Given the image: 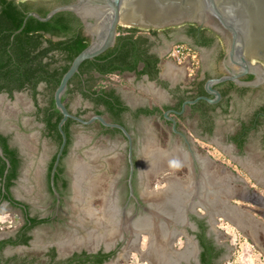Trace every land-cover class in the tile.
I'll return each instance as SVG.
<instances>
[{"label":"flooded vegetation","instance_id":"obj_1","mask_svg":"<svg viewBox=\"0 0 264 264\" xmlns=\"http://www.w3.org/2000/svg\"><path fill=\"white\" fill-rule=\"evenodd\" d=\"M26 1L31 4L34 11H37L36 8H50L51 10L57 6L77 2V0ZM75 15L81 23L84 35L89 37L91 42L93 35L89 27L95 23V19L89 17L88 21L85 22L80 16ZM87 23L90 24L89 27ZM208 27L217 31L221 36H226L227 32L216 17H213ZM228 59L229 57L226 54L224 57L226 64ZM235 69H239V67L237 66ZM231 72L232 70L227 73ZM252 79L254 80L252 77L250 81ZM41 84L45 83L42 82L39 86ZM39 86L38 91L40 92ZM23 91L29 90L15 91L12 98L7 92H0V95L4 93L13 99L16 93ZM121 98L130 107L128 112H123L121 117L116 120L108 112L101 115L105 116L108 121L123 124L131 133L134 161L132 177L129 161V140L122 131H106L105 127L109 126H104L98 120L91 124H84L69 118L74 120L69 126L72 142L68 146L67 153L64 154L63 151L55 171L56 193L52 186V172L60 144L58 145L46 131V124L37 115V106L34 101V114L42 124L41 134L47 142H53L56 148L49 156L41 157L44 159L40 161L44 164L40 172L41 192L36 194V197L31 194L29 199L19 198L13 189L21 176L25 157L21 147L14 143L12 134L3 131L0 127V131L9 136L10 145L17 147L21 157H23L20 175L9 190L17 200H20V204H14L4 196L6 188L3 184L1 190L0 181V204L7 202L13 208L19 209L22 215V224L16 229L15 233L0 237V240L10 237L15 240L19 239L20 235L18 236V233L24 224H27L26 236L28 237L27 244L21 242L15 245H6L2 251V260L6 261L8 258L3 257V252L8 247L25 246L32 249L42 241L41 243L44 244V253L41 257V259H44L42 264H128L130 262L131 264L132 262L138 264H222L227 254V246L215 236L217 232L213 229L215 222L213 214L223 212L224 207L221 204V198L220 201H217L215 197L216 202L208 198L209 195L213 196L211 192L220 191L221 186L215 182H210L211 177L207 176L205 180L201 176H194L195 181L192 180L190 186L182 185L177 180L172 179V183L161 189L153 188L148 182H145V176L141 173L140 155L147 154L146 156H150L152 153L149 151V144L145 143L147 142L148 132L144 122L145 119H150L155 114L140 112L138 110L144 108L145 105L131 101L123 95H121ZM90 101L95 107L94 102ZM68 107L73 113L84 119L100 114L97 113L96 107L89 116L85 111H74L70 108V105ZM170 114L173 115V113ZM76 124L84 127H92L98 124V132L104 137L114 140L118 135H121L127 141L124 174L116 176L108 182L106 190L103 186L104 178L101 175L99 176L98 173V176L93 175L95 168L88 165L86 159L85 161L81 159L72 160L71 155L77 151V149H74L76 148L77 139L74 131ZM173 133L175 132L173 131ZM180 136L183 138L182 135ZM187 137L191 142L188 135ZM88 143L89 141L85 140L84 145L87 146ZM185 144L189 151L186 142ZM192 149L195 153L193 146ZM176 151L185 155V150L181 152L176 149ZM84 152L87 161H90L92 155L96 153L87 149ZM177 152L173 151V154ZM152 156H154L152 164L160 161L158 154H152ZM184 158L187 159L185 156ZM194 162L197 173H199L201 170L197 168L201 166L198 165V158L195 157ZM77 165L81 166V169L85 168L83 172H79ZM3 182H5V177ZM87 190L88 192H86ZM86 193L88 194L85 195ZM160 195L161 197H159ZM88 196L93 199L88 198ZM88 209L90 212H88ZM200 235H203L204 238H201ZM66 246L72 247V250L67 255H63ZM35 260L37 261V259ZM35 260L34 256L24 259L15 255L11 257L10 263L23 264L26 262L27 264H35ZM2 264H5V262Z\"/></svg>","mask_w":264,"mask_h":264},{"label":"rangeland","instance_id":"obj_2","mask_svg":"<svg viewBox=\"0 0 264 264\" xmlns=\"http://www.w3.org/2000/svg\"><path fill=\"white\" fill-rule=\"evenodd\" d=\"M170 27L176 26L166 28L168 29ZM141 29L143 31H149L150 28ZM222 37L229 46L227 36ZM171 42L168 39V41L163 42L161 40L157 43L158 48H163L164 55L162 60L164 61L171 59L167 53L173 45ZM179 43L187 42L182 40ZM190 67L191 65H189L186 80L194 81L197 78V71L199 70L200 64L192 75H190ZM100 77L99 84L102 86L107 88L115 87L124 95H128V91H134L132 86L135 83L134 79H130L127 73H113ZM39 90V103L44 106L48 103L52 91L45 84H41ZM135 91L137 92V90ZM138 94L141 96L136 97L137 100L135 102L152 104L153 100H151L149 95L144 94V92H138ZM66 103L70 105L72 110L85 111L88 116L95 109L93 103L83 97L79 91L66 94ZM34 113V100L29 91L18 92L13 99L4 93L0 95V127L3 131L12 134L14 143L21 147L25 157V164L22 168L21 176L13 189L16 196L22 199H29L31 194L35 196L41 192L40 172L44 167V164L40 162L44 160L41 157L49 156L56 148L53 142H47L44 139L41 134L42 124L37 120ZM144 124L148 132L147 142L145 143L150 144L149 149H154L155 152L150 149L151 153H154V155L158 153V156L161 154V158L159 157L160 161L155 164H152L154 162V156L152 154L150 156H146L147 154L144 156L140 155L141 173L145 176L144 181L156 189H161L169 185L172 183V179L177 180L182 185L190 186L193 182L192 180L195 181L194 176H201V174L200 172L197 173L196 167L192 166V161L187 163L188 160L186 158V160H183L182 155L178 157L176 156L178 153L173 154V151L177 152V148H180L178 150L181 152H184V149L185 153L188 154V152L186 151L187 146L183 138L177 133H173L172 123L163 118V116L155 115L150 119H145ZM98 130V124L92 127H84L76 124L74 131L77 139L76 148L74 149H77V151L75 153L73 152L71 157L73 161L80 159L85 161L86 159L88 165H92L91 167L95 168L93 175H101L104 178L105 182L103 186L106 190L108 182L114 177L124 174L123 170L126 169L125 157L127 141L121 135H118L114 140H110L101 135ZM190 139H193V143H191L195 153L200 154L206 160V168L199 167L197 169H204L207 172V176L211 177L210 182L217 183V177L224 179L223 181L225 182L221 186L225 189L221 191L223 193L221 194V198L224 204H227L231 208L227 207L223 212L213 214L215 218L213 229L217 232L215 236L227 246V254L222 264H264V185L252 181L248 173L237 166L217 145L199 137L190 136ZM85 140L89 141L87 146L84 145ZM182 145L184 146L183 148H181ZM86 149L96 152L92 155L90 161H87L88 159L84 154ZM88 198L93 199L89 196ZM209 198V200L215 201L214 194ZM236 209H242L247 214V225L237 220L234 212L231 213ZM250 220H253L256 225H250ZM21 224L22 215L20 210L13 208L7 202L1 203L0 237L15 233ZM41 242L36 244V247L32 249L25 246L16 248L8 247L3 252V257L9 258L16 255L19 258L27 259L34 256V260L37 259V261L35 260V264H42L44 259H41V257L44 253V244ZM71 250L72 247L66 246L63 250V255H67ZM8 264L11 263L9 262ZM128 264H131V262ZM132 264L138 263L132 262Z\"/></svg>","mask_w":264,"mask_h":264},{"label":"trees","instance_id":"obj_3","mask_svg":"<svg viewBox=\"0 0 264 264\" xmlns=\"http://www.w3.org/2000/svg\"><path fill=\"white\" fill-rule=\"evenodd\" d=\"M33 9L26 0H0V92H7L12 98L15 91L28 89L37 106V115L46 124L48 134L59 145L62 135L58 123L62 118V113L56 107L54 92L73 59L89 45L90 39L84 35L81 23L75 13L66 10L59 11L50 20L41 21L33 15L28 16V13ZM35 10L45 16L50 8H36ZM24 22L23 29L17 32ZM121 24L123 26H119V35L115 45L99 56L85 60L81 64L80 71L69 82L63 97L65 103L66 94L79 91L83 97L94 102L97 113L108 112L116 120L121 117L123 112H128L130 107L125 104L115 88H107L99 84L100 76L131 71L136 72L138 76L148 74L151 78H158L160 57L151 52L153 43L150 38L139 33L142 30L139 27H129L131 24L127 23ZM149 30L157 36L158 29L150 28ZM190 33H195L193 27L190 28ZM202 41L207 44L211 42V39ZM96 73L100 76H97ZM252 77V75L249 76V79ZM42 82L52 91L45 106H40L38 103V94L40 93L38 86ZM197 95L199 94L180 96L176 106L181 108L182 103L188 97L195 98ZM66 105L68 106L67 103ZM138 111L155 114L160 111V108L144 107ZM161 114L164 117V112ZM73 121L68 119L63 126L68 137L64 154L67 153L68 146L72 142L69 126ZM105 129L106 131L121 132L119 128L105 127ZM234 138L237 140L238 137ZM0 145L10 161L8 172L5 174L7 163L0 155L1 190L4 184L6 188L4 196L12 203L20 204V200H17L9 190L20 175L23 157L17 147L10 145L9 136L1 131ZM4 177L5 182H3ZM26 228L27 224L20 228L18 233L20 236L17 240L12 237L0 240V264L4 262L8 264L11 260V257L6 261L2 260V251L6 245L28 243ZM200 236L204 238L203 235Z\"/></svg>","mask_w":264,"mask_h":264},{"label":"crops","instance_id":"obj_4","mask_svg":"<svg viewBox=\"0 0 264 264\" xmlns=\"http://www.w3.org/2000/svg\"><path fill=\"white\" fill-rule=\"evenodd\" d=\"M192 27L195 29L194 34L190 33ZM170 28L158 29L157 36L153 35L150 30L139 32L150 38L153 43L151 52L160 57L158 78H151L148 74L138 76L136 72L125 71L123 73L129 74V78L134 79L135 83L132 85L134 91H128V95H124L120 90L112 87L117 93L131 101L141 96L138 92L146 93L153 101L152 104L142 105L148 108L159 107L160 111L155 113L159 116H163L161 113L168 109H181L176 106L180 96L207 94L206 82L209 78L220 76L230 70H238L235 69L237 65L225 63L224 57L229 46L217 31L210 27L199 28L197 24L190 22ZM168 39L172 41V44L183 40L197 50L201 63L194 81L186 80L189 71L187 63L180 64L172 59L162 60L163 48H158L157 43L161 40L168 41ZM204 39H211V42L206 44L202 41ZM96 75L99 74L96 73ZM249 76L242 78L244 84L234 81L217 83L215 86L222 93V100L219 103L212 104L201 100L187 106L183 114L173 113L171 115L177 119L179 129L189 135V138L190 136L199 137L217 145L237 166L248 173L252 181L264 185V83L257 87L253 86L254 80L250 81ZM191 98L194 97L187 99ZM235 136L238 137L237 140ZM190 140L193 143V139ZM183 147L182 145L181 148ZM194 163L192 161L193 167H195ZM199 163L198 160L200 168L205 167V163ZM200 170L202 171H200L201 177L205 180L207 173L204 169ZM219 182L223 185L221 181ZM222 190L224 188L220 189ZM221 203H223V210L226 207L231 208L227 204L224 205L223 199ZM240 211L242 209H236L231 213L234 212L235 218L247 225V214ZM249 222L252 226L256 225L253 220Z\"/></svg>","mask_w":264,"mask_h":264},{"label":"water","instance_id":"obj_5","mask_svg":"<svg viewBox=\"0 0 264 264\" xmlns=\"http://www.w3.org/2000/svg\"><path fill=\"white\" fill-rule=\"evenodd\" d=\"M64 10L77 14L85 22L88 21L89 17H93L95 23L90 27V24L87 23L93 39L73 59L54 92L56 107L62 113V118L58 123L62 141L52 172V186L56 193L54 176L67 144L68 138L63 126L69 118L84 124H91L98 120L104 126L119 128L129 140V161L131 165V177L133 176V137L129 130L121 123L108 121L101 114H95L89 119H84L73 113L63 100L69 82L80 71L81 64L85 60L99 56L115 45L117 36L119 35V26H123L120 22L121 16L138 21L137 23H132L129 27L153 29H164L186 22L195 23L199 28L208 27L213 17H216L227 32L226 36L229 40V49L227 51V56L229 57L228 63L237 65L239 69L221 76L209 78L206 82L207 94L186 99L179 110L168 109L164 112V117L172 123V130L183 136L193 156H195V153L193 152L191 142L187 135L179 130L177 119L170 115V113L183 114L187 106L196 104L201 100H206L210 103L220 102L222 93L215 86L217 83L231 80L244 84L245 82L242 78L250 74L254 76L253 86L257 87L264 83V64L253 61L248 55L249 51L253 47H256V53L264 58V0H77L75 3L57 6L51 9L45 16L34 10L30 11L28 16L33 15L41 21H48L55 13ZM104 19L106 20L102 28L95 31V26ZM24 25L25 22L17 32L21 31ZM0 155L7 163L5 171V174H7L10 161L4 154L1 145Z\"/></svg>","mask_w":264,"mask_h":264},{"label":"bare ground","instance_id":"obj_6","mask_svg":"<svg viewBox=\"0 0 264 264\" xmlns=\"http://www.w3.org/2000/svg\"><path fill=\"white\" fill-rule=\"evenodd\" d=\"M107 19V18H106ZM106 19H104V20H102L101 22H99L96 26H95V31H98V30H100L101 28H102V26L104 25V23H105V20ZM121 23H127V24H132V23H137L138 21H135V20H133V19H130V18H128V17H125V16H121V21H120ZM130 26V25H129ZM250 48V47H249ZM256 47H253V49H251L249 52V57L253 60V61H257V62H262L263 64H264V58L263 57H261V55H258L257 53H256V49H255ZM256 58V59H255ZM262 59V60H261ZM150 145V144H149ZM152 147V146H151ZM154 147V146H153ZM148 148V147H147ZM151 149V148H150ZM153 149V148H152ZM156 149V148H155ZM160 149V148H159ZM178 149V148H177ZM150 151V150H149ZM153 151H154V149H153ZM148 152V151H147ZM151 152V151H150ZM155 152V151H154ZM157 153V152H156ZM164 153V152H163ZM178 153V152H177ZM190 153V152H189ZM189 153L188 154H186L185 153V157H187V160H188V162L187 163H189V161H194V159H195V157H196V155H197V158H198V160H199V162L200 163H205L206 162V160L205 159H203V156H200L199 154H195V156H193L191 153H190V155H191V159H190V155H189ZM151 154V153H150ZM153 155H154V153H152ZM158 154V153H157ZM171 154V153H170ZM178 154H180V153H178ZM176 155V156H180V155H184L183 153L182 154H180V155ZM159 156H161V154H159ZM165 157V156H164ZM161 158V157H160ZM163 158V157H162ZM175 158V157H174ZM181 158V157H180ZM196 158V159H197ZM205 158V157H204ZM157 159V158H156ZM172 159V158H171ZM176 159H177V157H176ZM182 159L184 160L185 158H184V156L182 157ZM183 162V161H182ZM186 163V162H185ZM186 163V164H187ZM84 164V163H83ZM82 164V165H83ZM85 165V164H84ZM188 165V164H187ZM78 166V165H77ZM190 166V165H189ZM188 166V167H189ZM83 167V166H82ZM193 168V167H192ZM206 168V167H205ZM83 169H85L84 167L81 169V166H78V170H80L79 172H83ZM191 169V168H190ZM194 170V169H193ZM207 170V169H206ZM205 173H207V172H205ZM205 175V174H204ZM213 175V174H212ZM207 177H209V176H207ZM214 178H215V176H214ZM208 179V178H207ZM214 180H216V179H214ZM224 179H217L216 181H217V183L218 184H220V182L219 181H221L222 183H225L224 181H223ZM209 181V180H208ZM212 183H214V182H212ZM220 185H222V184H220ZM224 185V184H223ZM175 186V185H174ZM179 186V185H178ZM173 187V186H172ZM177 187V186H176ZM183 187V186H182ZM174 188V187H173ZM181 188V187H180ZM185 188V187H184ZM191 188V187H190ZM194 188V187H193ZM221 188V187H220ZM220 188H218V189H220ZM222 188H224V187H222ZM183 189V188H182ZM213 190V189H212ZM225 190V189H224ZM218 191V190H217ZM158 192H160V191H158ZM153 193H155L154 191H153ZM179 193H180V191H179ZM178 193V194H179ZM211 193H213L214 195H215V197H216V200H218V201H220V198H221V194H223L221 191H218V192H211ZM169 194V193H168ZM177 194V193H176ZM177 194V195H178ZM204 194V193H203ZM227 194V193H226ZM157 195V194H156ZM159 195V194H158ZM205 195H207V194H205ZM171 196V195H170ZM204 196V195H203ZM208 196V195H207ZM202 198V197H201ZM221 202H222V199H221ZM227 202V201H226ZM225 205V204H224ZM228 206V205H227ZM83 208V207H82ZM90 208V207H89ZM227 208V207H226ZM86 209V208H85ZM85 211V210H84ZM93 211V210H92ZM91 211V213H93ZM88 212H90L89 211V209H88ZM90 213V214H91ZM85 214V213H84ZM89 214V213H88ZM92 215V214H91ZM98 222V221H97Z\"/></svg>","mask_w":264,"mask_h":264},{"label":"built area","instance_id":"obj_7","mask_svg":"<svg viewBox=\"0 0 264 264\" xmlns=\"http://www.w3.org/2000/svg\"><path fill=\"white\" fill-rule=\"evenodd\" d=\"M168 56L177 63H187L191 65L190 75L195 72L201 63L200 55L197 50L187 43H174L168 51Z\"/></svg>","mask_w":264,"mask_h":264}]
</instances>
